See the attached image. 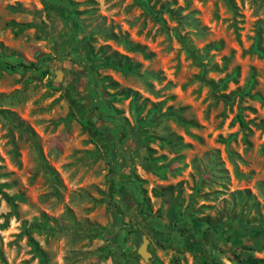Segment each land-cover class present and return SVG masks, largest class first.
I'll return each instance as SVG.
<instances>
[{"label":"rangeland","instance_id":"rangeland-1","mask_svg":"<svg viewBox=\"0 0 264 264\" xmlns=\"http://www.w3.org/2000/svg\"><path fill=\"white\" fill-rule=\"evenodd\" d=\"M53 1L80 33L43 0H0V264H41L29 235L45 264H238L225 251L242 243L264 259V232L229 236L264 220V0H147L160 19L140 0ZM120 117L140 122L119 145L121 214ZM213 225L203 252L177 251V229Z\"/></svg>","mask_w":264,"mask_h":264},{"label":"trees","instance_id":"trees-1","mask_svg":"<svg viewBox=\"0 0 264 264\" xmlns=\"http://www.w3.org/2000/svg\"><path fill=\"white\" fill-rule=\"evenodd\" d=\"M44 7L47 11L48 16L52 20L59 21L65 25H68L70 29L77 33H80L82 29V23L79 20V18L76 16L73 9H71L68 5L62 3V2H55L53 0H43ZM140 3L144 6V8L154 14L158 19H160V12H155L151 6L148 4L147 0H140ZM182 43L185 45L184 38L181 39ZM74 47L76 50H88L89 45L87 38L85 36L80 37L76 43H74ZM187 51L193 55L192 49L187 48ZM13 67L15 66H22L28 69H34V70H41V66L38 65L35 62H28L25 60H21L15 63H9ZM75 64L78 66L80 73H87V72H94L95 67L90 64H84L78 61H75ZM45 72H48L46 69ZM100 106H96V110H98V114L100 113ZM121 120V129L118 134V141H116L113 144L112 148V165L110 168V188H111V204L113 209L117 213H123V209L121 205H119L116 202V198H121V200H125L127 204H131L130 202V192L131 189L129 185L131 183H122L118 179L119 175V145L123 144L126 138L135 135L137 128L139 126V121H137V125L133 127L130 123V121L126 117H120ZM92 122L89 125H86L91 132L94 135H100L102 134V131H100L97 127H94L91 125ZM241 125L246 126V122L241 119ZM262 128L264 130V125H262ZM133 184V183H132ZM168 199H165V202L167 203ZM142 208H145V202H142ZM145 210V209H144ZM143 210V211H144ZM146 211V210H145ZM144 211V212H145ZM222 229L219 226L213 225L208 226L205 229L202 230L201 235L197 236L195 232L185 228L177 229L183 236V248H177L178 252H182V250L186 251H200L203 252V248L205 245L212 242L213 234L215 232H220ZM238 232L244 233V234H251L254 232H264V220L263 221H255V222H247V221H239L233 232L229 235L231 237H234L235 234ZM160 235H162V240L168 241V237L163 236V232L159 231ZM29 241L33 247L34 252L36 255L40 258L41 264H45V254L38 245L37 241L29 235ZM256 246L249 243H242L239 245H236L234 247V250L227 249L226 255L227 257L238 264H264V259L257 257L253 255L252 253L247 252V250H255Z\"/></svg>","mask_w":264,"mask_h":264},{"label":"water","instance_id":"water-1","mask_svg":"<svg viewBox=\"0 0 264 264\" xmlns=\"http://www.w3.org/2000/svg\"><path fill=\"white\" fill-rule=\"evenodd\" d=\"M61 78H62V71L58 70L57 71V80L59 81ZM149 242H150V240L147 237V235H143L142 242L138 248V253L144 258L145 261H149L151 255H152L148 249Z\"/></svg>","mask_w":264,"mask_h":264}]
</instances>
